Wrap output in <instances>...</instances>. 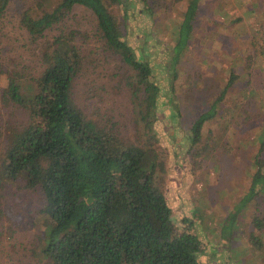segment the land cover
I'll list each match as a JSON object with an SVG mask.
<instances>
[{"label": "rangeland", "instance_id": "rangeland-1", "mask_svg": "<svg viewBox=\"0 0 264 264\" xmlns=\"http://www.w3.org/2000/svg\"><path fill=\"white\" fill-rule=\"evenodd\" d=\"M188 1L147 0L154 14L140 15L135 11L145 3L140 6L135 0L131 18L126 20L122 3L106 0L139 58L156 60L155 77L165 93L152 133L140 120L128 84L133 71L103 49L97 19L83 7L68 20L69 27L82 33L78 42L88 62L77 81L75 99L101 125L115 128L129 142L155 149L156 184L167 197L177 227L198 237L196 255L201 264H264V228L253 224L255 215L264 217L263 197L242 211L231 233L224 232L229 213L250 186L255 157L264 142V0H200L177 77L168 79L158 62L166 61L164 47L174 44L173 33ZM58 2L48 0L40 6V0H10L0 15L4 68L0 80V264L47 262L41 253L44 194L29 184L25 174L10 178L5 167L9 136L27 123L28 113L3 96L11 77L20 79L23 92L29 93L31 76L42 68V48L30 41L22 17L39 16ZM232 70L240 75L238 81L194 143L191 127L210 109ZM252 235L260 239L258 244Z\"/></svg>", "mask_w": 264, "mask_h": 264}, {"label": "trees", "instance_id": "trees-1", "mask_svg": "<svg viewBox=\"0 0 264 264\" xmlns=\"http://www.w3.org/2000/svg\"><path fill=\"white\" fill-rule=\"evenodd\" d=\"M44 1L48 0H40V6ZM9 2L0 0V15ZM119 2L126 20L131 18L135 0ZM138 2L145 4L135 12L154 14L147 0ZM199 5L200 0L187 2L173 33L174 44L164 47L167 58L159 59L158 66L168 79L177 77ZM78 7L95 15L103 49L133 71L128 84L140 120L150 133L165 93L155 77L156 60L139 58L106 0H59L51 11L22 17L30 41L42 48V68L31 76L29 93L13 77L4 90L6 102L18 104L28 113L27 123L9 136L5 167L10 178L25 174L29 184L44 194L41 253L46 264H201L196 255L198 237L177 227L167 197L156 184L159 160L155 149L125 140L115 128L89 117L75 99L77 81L88 65L78 42L81 31L68 26ZM148 45L146 39L142 50L146 52ZM3 74L0 60V80ZM239 77L231 71L210 109L191 127L194 143ZM258 150L250 186L229 213L224 232L234 230L250 203L261 197L264 200V142ZM253 224L263 229L264 217L255 215ZM251 237L255 244L260 242L255 235Z\"/></svg>", "mask_w": 264, "mask_h": 264}]
</instances>
